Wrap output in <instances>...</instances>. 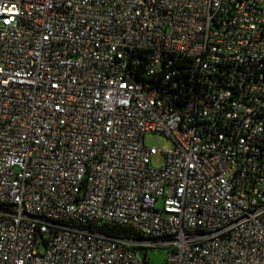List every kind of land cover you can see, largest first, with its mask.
Instances as JSON below:
<instances>
[{
    "label": "built area",
    "instance_id": "built-area-1",
    "mask_svg": "<svg viewBox=\"0 0 264 264\" xmlns=\"http://www.w3.org/2000/svg\"><path fill=\"white\" fill-rule=\"evenodd\" d=\"M143 249L264 264V0H0V264Z\"/></svg>",
    "mask_w": 264,
    "mask_h": 264
},
{
    "label": "rangeland",
    "instance_id": "rangeland-1",
    "mask_svg": "<svg viewBox=\"0 0 264 264\" xmlns=\"http://www.w3.org/2000/svg\"><path fill=\"white\" fill-rule=\"evenodd\" d=\"M145 144L148 147L158 149L157 155L152 159V163L155 167H161L165 160V152L174 148L175 143L172 139L162 136L160 134H147L145 137ZM148 256L151 264H167L168 252L166 249L149 250L143 249L139 252V256L144 258Z\"/></svg>",
    "mask_w": 264,
    "mask_h": 264
},
{
    "label": "trees",
    "instance_id": "trees-1",
    "mask_svg": "<svg viewBox=\"0 0 264 264\" xmlns=\"http://www.w3.org/2000/svg\"><path fill=\"white\" fill-rule=\"evenodd\" d=\"M106 235L113 236L116 238L125 239H141V236L129 228H125L118 225L104 224L102 226H97L94 228ZM145 258V257H144Z\"/></svg>",
    "mask_w": 264,
    "mask_h": 264
}]
</instances>
